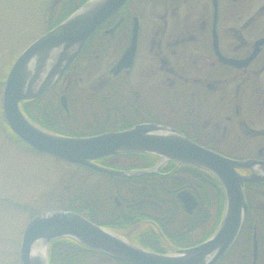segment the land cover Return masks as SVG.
<instances>
[{
  "label": "flooded vegetation",
  "instance_id": "1",
  "mask_svg": "<svg viewBox=\"0 0 264 264\" xmlns=\"http://www.w3.org/2000/svg\"><path fill=\"white\" fill-rule=\"evenodd\" d=\"M78 1L50 0L47 12ZM133 45L129 65L116 68ZM19 107L33 125L57 136L155 126L224 158L251 161L237 169L252 178L243 183L246 213L214 264H264V0H128L50 89ZM0 131L16 152L55 161V178L44 181L33 202L45 209H32L29 221L44 212H73L159 255L199 245L221 223L224 190L205 169L137 152L92 161L123 173L111 175L38 153ZM46 255L47 264H127L69 237L50 242Z\"/></svg>",
  "mask_w": 264,
  "mask_h": 264
},
{
  "label": "water",
  "instance_id": "2",
  "mask_svg": "<svg viewBox=\"0 0 264 264\" xmlns=\"http://www.w3.org/2000/svg\"><path fill=\"white\" fill-rule=\"evenodd\" d=\"M127 1L89 0L26 47L10 66L4 81L1 101L4 120L14 136L34 151L106 174L123 173L98 167L92 161L123 152L152 154L162 161L205 169L224 190L221 223L215 234L199 245L173 255H159L118 239L76 213L44 212L30 220L22 233L20 264H47V245L64 237L127 264H214L239 231L246 213L243 183L252 178L240 176L237 169L248 167L251 161L224 158L187 141L176 131L155 126L86 138L57 136L33 125L20 110L21 101L35 99L54 85L98 27ZM133 53L134 45L116 68L127 67ZM38 243L40 249L35 251Z\"/></svg>",
  "mask_w": 264,
  "mask_h": 264
},
{
  "label": "rangeland",
  "instance_id": "3",
  "mask_svg": "<svg viewBox=\"0 0 264 264\" xmlns=\"http://www.w3.org/2000/svg\"><path fill=\"white\" fill-rule=\"evenodd\" d=\"M49 4L50 0H0L2 82L16 57L47 31ZM54 162L46 155L16 152L0 131V264H20L18 251L28 212L45 209L33 202L44 181L55 178ZM15 204H24L27 209H18Z\"/></svg>",
  "mask_w": 264,
  "mask_h": 264
},
{
  "label": "trees",
  "instance_id": "4",
  "mask_svg": "<svg viewBox=\"0 0 264 264\" xmlns=\"http://www.w3.org/2000/svg\"><path fill=\"white\" fill-rule=\"evenodd\" d=\"M86 1H88V0H81V1H78L77 3L72 2V6L69 9H67L66 11H64V12H49V19H51V20L49 22L48 28L50 29V28L56 26L57 24H59L60 22H62L71 13H73L78 7H80L81 5H83ZM2 79L4 81L5 77L2 78ZM2 85H3V82L0 80V86L2 87ZM0 115H1V112H0ZM2 124L0 123V126L2 127L4 133L6 135H9V136H11V135L14 136V134L10 131V129L8 128V126L7 125L5 126L4 122H2ZM62 241L71 243L72 245L74 244V242H71V241H68V240H62ZM60 242L61 241L55 242L54 243V246L57 245V244H59Z\"/></svg>",
  "mask_w": 264,
  "mask_h": 264
},
{
  "label": "bare ground",
  "instance_id": "5",
  "mask_svg": "<svg viewBox=\"0 0 264 264\" xmlns=\"http://www.w3.org/2000/svg\"><path fill=\"white\" fill-rule=\"evenodd\" d=\"M39 249H40V243L35 244L34 250H35V251H38Z\"/></svg>",
  "mask_w": 264,
  "mask_h": 264
}]
</instances>
